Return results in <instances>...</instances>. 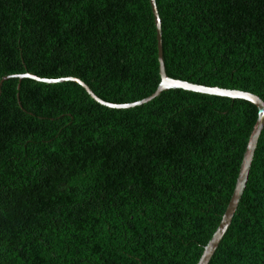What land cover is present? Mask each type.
<instances>
[{
	"label": "trees",
	"instance_id": "16d2710c",
	"mask_svg": "<svg viewBox=\"0 0 264 264\" xmlns=\"http://www.w3.org/2000/svg\"><path fill=\"white\" fill-rule=\"evenodd\" d=\"M155 4L167 76L264 102V0ZM25 72L77 77L110 103L151 95L149 0H0V79ZM256 116L247 101L181 89L111 109L75 82L4 81L0 264H196ZM208 264H264V128Z\"/></svg>",
	"mask_w": 264,
	"mask_h": 264
},
{
	"label": "water",
	"instance_id": "95a60500",
	"mask_svg": "<svg viewBox=\"0 0 264 264\" xmlns=\"http://www.w3.org/2000/svg\"><path fill=\"white\" fill-rule=\"evenodd\" d=\"M149 4H150V9L152 12L153 21H154L155 30H156L157 61H158V69H159L158 73H159V78H160V81L155 91L151 95L143 99H140L138 101H134L130 103H110V102H105L99 97H97L91 91V89L77 77H61V78H54V79L53 78H41V77H38L28 72H25L22 74H12V75L2 77L0 79V89H1L2 83L8 79H17L18 83L23 79H30V80H34L36 82L45 83V84H56V83H62V82H68V81L75 82L85 90V92L88 94V96L91 99H93L95 102L99 103L100 105L111 108V109H128V108H132L136 106H141L143 104L150 102L154 97L158 96L161 92L171 90V89H181V90L192 92V93L224 97V98H228L232 100H235V99L244 100L254 105L257 110L256 121L250 132V135H249V138L246 144V148L244 150V154H243V157L240 163L234 190L226 206V209L223 215L221 216V220L216 230L214 231L211 238L209 239V241L203 248V252L198 262L196 263V264H208L217 246L222 240L224 234L226 233L233 219V216L235 214V211L237 209L241 196L243 194V191H244V188L247 182L248 174H249V169L253 161V156H254V153L257 147L258 139L264 128V102L257 95L252 94L250 92L235 90V89H225V88H220V87L203 86V85L191 83L188 81L173 79L167 76L165 72V66H164L163 55H162L160 18L157 12L155 0H149ZM17 89H19V85L17 86Z\"/></svg>",
	"mask_w": 264,
	"mask_h": 264
}]
</instances>
